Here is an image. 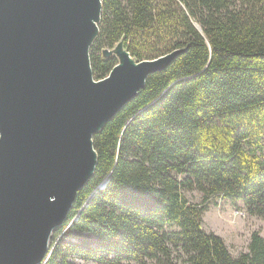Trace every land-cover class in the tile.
I'll list each match as a JSON object with an SVG mask.
<instances>
[{
	"label": "trees",
	"instance_id": "obj_1",
	"mask_svg": "<svg viewBox=\"0 0 264 264\" xmlns=\"http://www.w3.org/2000/svg\"><path fill=\"white\" fill-rule=\"evenodd\" d=\"M119 41L138 61L182 51L93 135V175L52 232L44 264H78L71 254L110 264H264L258 231L233 256L202 227L215 195L264 218V0H103L89 49L95 80L117 63L102 51ZM183 189L201 192V202Z\"/></svg>",
	"mask_w": 264,
	"mask_h": 264
},
{
	"label": "water",
	"instance_id": "obj_2",
	"mask_svg": "<svg viewBox=\"0 0 264 264\" xmlns=\"http://www.w3.org/2000/svg\"><path fill=\"white\" fill-rule=\"evenodd\" d=\"M102 1L0 0V264L45 263L93 175V135L182 51L138 61L119 41L117 63L95 80Z\"/></svg>",
	"mask_w": 264,
	"mask_h": 264
},
{
	"label": "rangeland",
	"instance_id": "obj_3",
	"mask_svg": "<svg viewBox=\"0 0 264 264\" xmlns=\"http://www.w3.org/2000/svg\"><path fill=\"white\" fill-rule=\"evenodd\" d=\"M106 52L107 55L116 56V53H114L112 49H108ZM176 176L179 179L183 177V175ZM182 192L191 203H200L203 197L202 193L196 189H183ZM202 218L203 229L207 233L213 232L221 236L229 252L233 256H238L241 252L247 250L249 237L253 231H258L264 236V218L249 214L243 202L239 199L232 200L220 195L210 197L207 202V210L204 211ZM67 227L68 225L63 231H65ZM70 240L74 241V239ZM177 256L178 255H176L175 261L180 263L181 258ZM69 259L78 264H110L108 262L84 260L77 257L75 254H71ZM115 264L140 263L123 260ZM146 264H153V262L149 261Z\"/></svg>",
	"mask_w": 264,
	"mask_h": 264
},
{
	"label": "bare ground",
	"instance_id": "obj_4",
	"mask_svg": "<svg viewBox=\"0 0 264 264\" xmlns=\"http://www.w3.org/2000/svg\"><path fill=\"white\" fill-rule=\"evenodd\" d=\"M124 59H128L124 54L122 55Z\"/></svg>",
	"mask_w": 264,
	"mask_h": 264
}]
</instances>
